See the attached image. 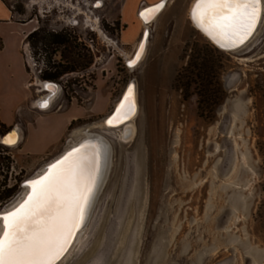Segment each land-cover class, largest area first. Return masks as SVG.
Masks as SVG:
<instances>
[{"label": "rangeland", "instance_id": "obj_1", "mask_svg": "<svg viewBox=\"0 0 264 264\" xmlns=\"http://www.w3.org/2000/svg\"><path fill=\"white\" fill-rule=\"evenodd\" d=\"M4 1L40 27L29 44L28 105L47 94L38 91L43 82L59 84L50 107L32 113L72 103L81 115L41 155L0 142V209L88 129L109 139L111 165L79 245L58 264H264V18L254 42L226 52L193 25L195 0H173L129 67L144 30L139 10L158 0H98L95 8V0ZM61 29L69 42L51 43ZM67 54L90 63L44 78ZM201 62L211 75L197 72ZM129 81L139 103L132 138L99 126ZM15 120L22 128L24 117Z\"/></svg>", "mask_w": 264, "mask_h": 264}, {"label": "snow or ice", "instance_id": "obj_2", "mask_svg": "<svg viewBox=\"0 0 264 264\" xmlns=\"http://www.w3.org/2000/svg\"><path fill=\"white\" fill-rule=\"evenodd\" d=\"M260 0H196L192 17L199 27L222 46L243 43L255 27ZM163 4L141 13L148 19ZM143 45L130 64L135 65ZM133 87L108 121L126 119L134 107ZM47 105L45 102L44 106ZM127 109V111H125ZM7 143H14L9 138ZM74 148L38 178L29 181L31 192L13 210L0 215V264H56L67 251L75 231L83 223L95 186L83 151Z\"/></svg>", "mask_w": 264, "mask_h": 264}, {"label": "crops", "instance_id": "obj_3", "mask_svg": "<svg viewBox=\"0 0 264 264\" xmlns=\"http://www.w3.org/2000/svg\"><path fill=\"white\" fill-rule=\"evenodd\" d=\"M32 21L18 18L11 6L0 0V135L16 127L20 150L41 155L60 141L69 124L81 113L73 109L72 103L61 111L32 113L31 108L36 106L35 100H31L32 107L28 105L29 68L23 52L26 35L36 29ZM16 116L24 117L22 128L14 125Z\"/></svg>", "mask_w": 264, "mask_h": 264}, {"label": "bare ground", "instance_id": "obj_4", "mask_svg": "<svg viewBox=\"0 0 264 264\" xmlns=\"http://www.w3.org/2000/svg\"><path fill=\"white\" fill-rule=\"evenodd\" d=\"M172 1L173 0H164L165 3L163 5V8L161 10L159 9L160 11L158 10L155 13H153L148 19H145V17L142 16L141 13L144 12L146 9L152 8L153 6H149L150 4H144L141 7V9H143V10L141 11V9H140L141 13H138V15H139L140 19L143 22L144 29L147 28L148 35H147V38L145 39V41H143L140 44V46L138 44L139 48L137 46V48H138L137 52L140 50L141 45H143V52H142V54L140 56V59L132 67H135L136 65H138L139 62L142 60L144 54H145L147 43H148V39H149V35H150V26L152 25L153 21L156 20V18L163 12L165 7L168 4H170ZM31 2H32L31 5L40 4V6L46 5L45 7H50L53 4H60V0H32ZM195 3H196V0L192 3V5L190 7V10H189V16H190V19L192 20L193 25L195 26V28L198 31H200L205 37H207L214 45H216L220 49H222V50H224L226 52L241 51V50L247 48L252 42H254L253 40L255 39L257 33L259 32L261 23H262L263 18H264V0H260V4L258 6V8H259L258 18H257L256 24H255V27H254V29L252 31V34L250 36H248V38L245 39L243 43H238L235 46H227L226 44H224L222 46L223 42L218 43L216 40H214L212 37H210L206 32H204L199 27V25L196 23V21L192 17V10H193V6L195 5ZM147 6H149V7H147ZM97 7H100V4ZM87 18H88V20H87L88 23L91 22L92 26L94 25L95 27H98L97 26V23H99L98 17H93V16L87 14ZM111 41L112 40L109 39V43H111ZM133 56H134V54L132 56L129 55L127 58L130 61H132L135 58V56L134 57ZM241 61H243V62L244 61L252 62L254 60L246 58V59H243ZM48 82L49 81L43 82V87L42 88L40 87V89H39V92L46 91L47 94H44L40 98L35 100V106L38 109H41V110H45V109L50 107L51 103L53 102L54 96L56 95V93H58V90H59V86H57L55 88V87H53L52 84H50ZM130 83L131 84L129 85V87L132 86L133 90H134L133 91L134 107H133L132 111L129 112L128 117L126 119H124L122 117L121 121H113L112 124L108 123V121L114 116V114H116V111L120 107L121 103L124 102V97L127 95V90H128L129 87L127 88V90L125 92V95H124V97L122 99V102L117 107V109H116L115 113L113 114V116L109 120L105 121V119L110 115L109 114L102 121V123H100L99 126L104 127L106 129H109V130H122L125 133L124 136L126 135V136H130V138H132L133 135L135 134L134 120H135V117H136V115L138 113V110H139V103H138V97H137L136 84H135L134 81H131ZM45 102H47L48 105L44 106ZM125 111H127V109H125ZM82 134H83V136L84 135H90V136L94 135V136H93V138L91 140H86L87 138H84V139L81 138L82 140L79 139L78 141H75V140L72 141V143L59 156H61L70 147H73V146L77 145L80 141L81 142L83 141L81 144L88 145V147L84 149L83 155L85 156V158L87 160L89 171L90 172H94V175H95V186H94V189H93V194H92V196L90 198V201L88 203V206L85 209L83 223L80 225L79 229L75 231V234L71 238V241H70V244H69V246L67 248V251L64 252V254L61 256V258L59 260L56 261V264L62 262L63 258L64 257L66 258V256H68L71 253V251L74 249V247L79 245V243H80V241L82 239L83 233L85 232V230H87L86 226L91 221L90 219H91V216H92V213H93V210H94L97 198H98V194H99V192H100V190H101V188L103 186V182L106 179L107 171H109L110 165H111L112 148H111V143H110L109 139L107 137H105L104 135L98 133V132H92L91 130H88V129L84 130ZM19 135L20 134H18V132L15 129H13L8 134H6L2 138L1 141L5 142V144H8V145L12 146L17 141ZM10 137L14 139V141H15L14 143H7L6 142ZM59 156H57L56 158H58ZM56 158L52 159L42 169H40V171L37 173V175H35L34 177H31L28 181H26L25 184H24L25 187H24L22 195L13 203L12 206L7 207V208H5L4 210H2L0 212L12 209L13 207H15L25 197V195L27 194L28 191L31 192V187H30L28 182L31 181V179H33V178L39 176L40 174H42L47 169V165L50 164L52 161H54ZM3 228H4L3 222H2V220H0V234H2Z\"/></svg>", "mask_w": 264, "mask_h": 264}, {"label": "trees", "instance_id": "obj_5", "mask_svg": "<svg viewBox=\"0 0 264 264\" xmlns=\"http://www.w3.org/2000/svg\"><path fill=\"white\" fill-rule=\"evenodd\" d=\"M39 28L40 27L32 30L31 32H29L26 35L25 40L28 41L29 44H30V41L32 40V38L35 37L38 34V32L40 31ZM50 34L52 36V39H50L51 43L65 44V43L69 42L70 33L64 29H61L60 31H54ZM65 58H68V61H66L67 62L66 64L58 62L56 65H54V67H55L54 71H47V72L43 73V77L44 78H56L57 76L65 73V72L76 70V68L78 66H80L82 68V67H86L90 63V59H88L86 57L76 59L74 57H70V55L67 54V55H65ZM59 65L61 67L58 69ZM197 72L199 74H201L202 76H208V75H211L212 69H207V67L204 65V63L201 62L200 67L197 70ZM3 198H4L3 195H1V193H0V205L2 204L1 201Z\"/></svg>", "mask_w": 264, "mask_h": 264}, {"label": "water", "instance_id": "obj_6", "mask_svg": "<svg viewBox=\"0 0 264 264\" xmlns=\"http://www.w3.org/2000/svg\"><path fill=\"white\" fill-rule=\"evenodd\" d=\"M164 3H165L164 0H158L157 2H155L154 4L149 5V6H153V7H154V6H156V5H160V4H163V5H164ZM149 6H147V7H149ZM162 8H163V7H162ZM162 8H160V10H161ZM142 10H143V9H141V11H142ZM160 10H159V11H160ZM141 11H139V13H141ZM147 35H148V30H147V28H145V29L143 30V32H142L141 39H140V42H139V46H140V44H141L143 41H145V39L147 38ZM139 46H138V48H139ZM138 48L136 49V51H135V53H134V56H135V54H136ZM134 56H133V57H134ZM126 64H127L129 67L133 66L132 64H130V60H128V61L126 62ZM130 82H131V81L128 82L127 87L125 88V90H124V92H123L121 98L119 99L118 103L116 104L115 108H114L113 111L110 113V115L105 119V121L109 120V119L113 116V114L115 113L117 107H118L119 104L122 102V99H123V97H124V95H125V92H126L127 88H128L129 85L131 84ZM48 83L52 84L53 87H55V88H56L57 86H59V84H58L57 82H55V81H49ZM47 105H48V104H47ZM13 129H15V130L18 132V130H17L16 127H11V129H10L9 131H7L4 135L8 134V133H9L10 131H12ZM93 136H94V135H93ZM93 136H90V135H84V136H82V139L87 138L86 140H91V139L93 138ZM82 139H81V140H82ZM18 140H19V137H18L17 141H16L14 144H16V143L18 142ZM2 142H3V141H2ZM82 142H83V141H82ZM82 142L80 141L77 145H75V146H73V147H70V148L67 149V150H66L61 156H59V157L56 158L54 161H52L50 164H48V165H47V169H46L42 174H40L39 176L43 175V174L48 170V168H49L50 165L56 163V162H57L58 160H60L62 157H64L65 155H67L69 152H71L74 148H79V147H81V145H83V144H81ZM3 143H5V142H3ZM84 144H85V143H84ZM7 145H8V144H7ZM108 169H109V168H108ZM108 172H109V171H107L106 178H107ZM39 176H37V177H35V178L31 179V180H34V179L38 178ZM105 180H106V179H105ZM105 180H104V182H105ZM26 181H27V180H25L24 183H25ZM104 182H103V184H104ZM29 193H30V191L27 192V194L25 195V197H24V198H23V199H22V200H21V201L15 206V207H18L19 204L22 203V202L27 198V196H28ZM15 207H13L12 209H9V210H6V211H3V212H0V215L4 214V213H6V212H9V211H11V210H13ZM3 208H7V206H4ZM3 208H1L0 210H2ZM60 258H61V257H60Z\"/></svg>", "mask_w": 264, "mask_h": 264}, {"label": "built area", "instance_id": "obj_7", "mask_svg": "<svg viewBox=\"0 0 264 264\" xmlns=\"http://www.w3.org/2000/svg\"><path fill=\"white\" fill-rule=\"evenodd\" d=\"M98 0H95L93 2V7L95 8V3L97 2ZM23 52L25 54V57H26V60H27V64H28V68L31 69V60H32V57H31V54H30V50H29V42L24 40V43H23ZM1 143H3L2 141H0ZM4 145L6 146H10V145H7L5 143H3Z\"/></svg>", "mask_w": 264, "mask_h": 264}, {"label": "flooded vegetation", "instance_id": "obj_8", "mask_svg": "<svg viewBox=\"0 0 264 264\" xmlns=\"http://www.w3.org/2000/svg\"><path fill=\"white\" fill-rule=\"evenodd\" d=\"M141 9V8H140ZM140 11V10H139ZM241 60H243V59H241ZM243 63V62H242ZM40 89V88H39Z\"/></svg>", "mask_w": 264, "mask_h": 264}]
</instances>
